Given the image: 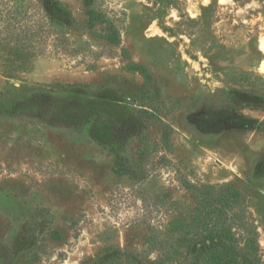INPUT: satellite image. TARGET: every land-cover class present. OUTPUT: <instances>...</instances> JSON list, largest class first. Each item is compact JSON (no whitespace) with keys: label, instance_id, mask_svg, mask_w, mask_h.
<instances>
[{"label":"rangeland","instance_id":"1","mask_svg":"<svg viewBox=\"0 0 264 264\" xmlns=\"http://www.w3.org/2000/svg\"><path fill=\"white\" fill-rule=\"evenodd\" d=\"M262 44L264 0H0V264H264Z\"/></svg>","mask_w":264,"mask_h":264},{"label":"bare ground","instance_id":"2","mask_svg":"<svg viewBox=\"0 0 264 264\" xmlns=\"http://www.w3.org/2000/svg\"><path fill=\"white\" fill-rule=\"evenodd\" d=\"M262 46L264 47V44H262ZM263 49V48H262Z\"/></svg>","mask_w":264,"mask_h":264}]
</instances>
